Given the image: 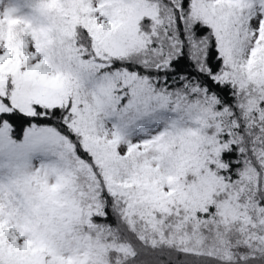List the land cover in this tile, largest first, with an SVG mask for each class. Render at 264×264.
<instances>
[{
	"label": "snow or ice",
	"instance_id": "snow-or-ice-1",
	"mask_svg": "<svg viewBox=\"0 0 264 264\" xmlns=\"http://www.w3.org/2000/svg\"><path fill=\"white\" fill-rule=\"evenodd\" d=\"M0 264H264V0H0Z\"/></svg>",
	"mask_w": 264,
	"mask_h": 264
}]
</instances>
